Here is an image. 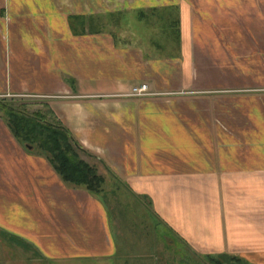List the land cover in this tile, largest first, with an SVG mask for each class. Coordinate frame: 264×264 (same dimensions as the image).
Here are the masks:
<instances>
[{
  "label": "crops",
  "instance_id": "1",
  "mask_svg": "<svg viewBox=\"0 0 264 264\" xmlns=\"http://www.w3.org/2000/svg\"><path fill=\"white\" fill-rule=\"evenodd\" d=\"M165 11L178 50L155 55L149 15ZM16 96L44 98L194 252L264 264V0H0V100ZM101 194L17 140L0 105V235L41 259L113 255Z\"/></svg>",
  "mask_w": 264,
  "mask_h": 264
},
{
  "label": "rangeland",
  "instance_id": "2",
  "mask_svg": "<svg viewBox=\"0 0 264 264\" xmlns=\"http://www.w3.org/2000/svg\"><path fill=\"white\" fill-rule=\"evenodd\" d=\"M123 15L125 14H106L104 19H106L108 30L117 32L118 35L125 32L126 28L122 26ZM176 15L177 13L170 11L149 15L150 25L153 26L151 27V43H154V46H161L153 54L165 56L177 52V43H175L177 29L170 26ZM84 19L83 16L80 17L77 24L78 29L75 31L82 30L80 22ZM135 23H133L134 31L144 33L146 36L148 26L140 29V26ZM143 45L150 51L154 47L149 41L143 42ZM2 99L13 101L17 107H22L21 104L25 105L28 113L42 107L44 101V98L36 96ZM80 155L87 162L99 165V161L95 158L82 153ZM103 174L106 180L102 185L103 194L99 197L108 206L110 212L113 226L112 238L116 251L113 255L108 257L77 256L59 261L41 259L34 252L18 245L10 237L0 235V264H213L205 256L194 252L166 225L160 224L144 197L127 189L110 172L105 171Z\"/></svg>",
  "mask_w": 264,
  "mask_h": 264
},
{
  "label": "trees",
  "instance_id": "3",
  "mask_svg": "<svg viewBox=\"0 0 264 264\" xmlns=\"http://www.w3.org/2000/svg\"><path fill=\"white\" fill-rule=\"evenodd\" d=\"M0 105L17 140L27 148H37L46 154L65 182L83 186L96 195L102 192L105 177L98 172L96 165L87 162L80 153L92 158H96V155L86 149L67 127L50 118L52 111L49 105L31 113H28L25 105L17 107L13 101L2 99ZM10 239L26 249L31 248L29 244L15 237ZM205 257L213 264L245 263L240 257L229 254Z\"/></svg>",
  "mask_w": 264,
  "mask_h": 264
},
{
  "label": "built area",
  "instance_id": "4",
  "mask_svg": "<svg viewBox=\"0 0 264 264\" xmlns=\"http://www.w3.org/2000/svg\"><path fill=\"white\" fill-rule=\"evenodd\" d=\"M151 94L148 90L147 84L136 85L132 88L131 95L133 96H146Z\"/></svg>",
  "mask_w": 264,
  "mask_h": 264
}]
</instances>
